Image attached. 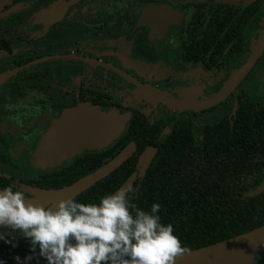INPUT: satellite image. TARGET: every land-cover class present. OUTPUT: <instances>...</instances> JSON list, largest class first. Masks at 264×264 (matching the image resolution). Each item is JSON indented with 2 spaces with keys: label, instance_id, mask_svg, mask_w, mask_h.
I'll use <instances>...</instances> for the list:
<instances>
[{
  "label": "flooded vegetation",
  "instance_id": "obj_1",
  "mask_svg": "<svg viewBox=\"0 0 264 264\" xmlns=\"http://www.w3.org/2000/svg\"><path fill=\"white\" fill-rule=\"evenodd\" d=\"M60 2L67 5L66 11L47 30L34 24L37 15L27 27L18 20L15 29L0 30V69L15 71L0 85V137H6L4 156L0 157L6 170L0 171V178L21 192L25 193V183H38L44 175L69 166L76 157L105 149L84 151L53 169L32 167L30 156L39 138L67 109L91 104L106 113L118 111L130 116L136 111L152 125L160 124L161 139L178 121H186L202 139L207 127L225 118L233 128L238 97L248 95L243 87L250 83L252 73L264 71L263 50L237 89L225 100L205 107L236 81V74L252 55L264 31V0H51L42 11ZM32 4L14 5L12 1L5 11L17 15ZM247 30L242 59L221 63L227 54L236 53L240 40L236 35ZM120 43L132 66L145 65L151 72L164 63L172 75L154 84L108 62V57H116ZM100 50L104 53L97 52ZM219 52L223 56L216 62L210 59L209 54ZM189 79L199 87L192 85L186 90L190 95L181 98L183 88L178 89L181 86L174 81L186 84ZM132 80L164 93L172 102L153 100ZM256 93L264 94L256 91L248 96ZM216 111L219 119L204 125L208 115ZM163 119L167 122H161ZM197 128L201 129L199 134Z\"/></svg>",
  "mask_w": 264,
  "mask_h": 264
},
{
  "label": "trees",
  "instance_id": "obj_2",
  "mask_svg": "<svg viewBox=\"0 0 264 264\" xmlns=\"http://www.w3.org/2000/svg\"><path fill=\"white\" fill-rule=\"evenodd\" d=\"M30 1L32 6L17 15L2 17L0 30L18 20L27 27L51 2L13 0L14 5ZM248 33L236 35L240 37L236 53L227 54L221 63L242 59V44ZM222 56L221 52L209 54L215 62ZM6 71L0 69V76ZM237 102L233 128L230 119L225 118L207 127L202 139L195 136L193 125L186 121H178L161 139L160 124L152 125L134 111L124 133L110 146L76 157L69 166L44 175L38 183H25V193L0 178L1 190L27 197V188L69 186L110 162L127 145L135 146L134 155L125 164L60 210L40 216L29 226L0 222V264H23L79 230L137 170L139 157L149 148L156 151L153 163L118 203L119 211L70 244L24 264H142L207 247L263 226L264 191L252 194L264 184V94L241 95ZM4 144L6 137L1 134L0 157L4 156Z\"/></svg>",
  "mask_w": 264,
  "mask_h": 264
},
{
  "label": "water",
  "instance_id": "obj_3",
  "mask_svg": "<svg viewBox=\"0 0 264 264\" xmlns=\"http://www.w3.org/2000/svg\"><path fill=\"white\" fill-rule=\"evenodd\" d=\"M13 0H0V19L9 14L5 9ZM67 5L56 3L40 12L34 24H41L44 30L60 20ZM13 11V10H11ZM264 31L257 41L253 53L245 65L236 74V81L221 94L209 101L210 107L225 100L245 79L252 67L263 54ZM15 71L0 76V85ZM132 82L153 100L169 104L172 100L164 93L151 90L139 83ZM129 115L118 111L104 112L98 106L81 104L65 110L59 118L52 121L48 130L41 135L35 150L30 156V163L36 170L53 169L61 166L84 151L100 150L110 146L124 132ZM134 144L127 145L114 159L101 166L95 172L84 176L75 183L52 190L27 188L29 196L22 197L0 189V222L14 226H29L42 215L58 211L80 194L84 193L125 164L134 155ZM156 151L147 149L138 159L137 170L128 180L97 210L96 214L79 230L64 236L57 243L34 254L22 263L45 256L48 253L70 244L77 236L96 229L101 221L119 211L118 203L132 189L135 182L143 177L153 163ZM264 191V184L252 195ZM264 252V225L250 232L219 243L193 251L172 255L142 264H253L257 255Z\"/></svg>",
  "mask_w": 264,
  "mask_h": 264
},
{
  "label": "rangeland",
  "instance_id": "obj_4",
  "mask_svg": "<svg viewBox=\"0 0 264 264\" xmlns=\"http://www.w3.org/2000/svg\"><path fill=\"white\" fill-rule=\"evenodd\" d=\"M118 47H119V50H118L116 57H114V58L108 57L107 58L108 62L113 63L118 68L128 72L129 74L136 76L137 79H139V80L148 79L150 82L157 84V83L161 82L165 76L169 77L172 75L170 68L168 66H166L164 63H162V65H160L158 67H153L151 72L145 65L132 66L128 62V53L125 50L124 45L122 43H120ZM97 52L101 53V54L104 53V51H102V50L97 51ZM71 72H73V71H71ZM263 72L264 71H262V72L258 71L259 76L256 73H252L251 78H250V83L248 85L244 86L242 91L246 92V94H248V95H252L256 91L264 93V74H262ZM188 81L190 83H186V84L182 80L174 81L176 84L181 86V87L177 86L178 89L183 88L179 94V96L181 98H186L188 95H190V94H187L186 90L190 89L192 85H193V87L195 86L196 88L199 87V84L193 83V79H189ZM62 82H64V81H62ZM41 84H43V83H41ZM8 88H12V87L9 86ZM6 90L7 89H4L1 92H5ZM188 91H190V90H188ZM218 119H219V113L217 111L212 112L208 115L207 119L204 121V125H211L215 121H217ZM200 130H201L200 128L196 129L197 134H199L201 132ZM3 170H6V169L0 164V171H3ZM262 261H264V252H262L261 254L256 256L253 264H262L261 263Z\"/></svg>",
  "mask_w": 264,
  "mask_h": 264
}]
</instances>
